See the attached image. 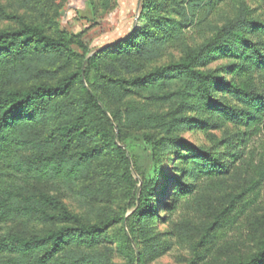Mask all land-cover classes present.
I'll return each instance as SVG.
<instances>
[{
    "label": "trees",
    "instance_id": "obj_1",
    "mask_svg": "<svg viewBox=\"0 0 264 264\" xmlns=\"http://www.w3.org/2000/svg\"><path fill=\"white\" fill-rule=\"evenodd\" d=\"M21 1L41 19L0 4L12 23L0 30V264H156L174 237L190 242L188 264H264V209L250 251L212 245L264 181L242 176L264 131L258 10L141 0L127 36L92 54L56 0ZM182 207L200 218L174 220Z\"/></svg>",
    "mask_w": 264,
    "mask_h": 264
},
{
    "label": "rangeland",
    "instance_id": "obj_2",
    "mask_svg": "<svg viewBox=\"0 0 264 264\" xmlns=\"http://www.w3.org/2000/svg\"><path fill=\"white\" fill-rule=\"evenodd\" d=\"M91 1L94 3L91 4ZM140 1L110 0L109 7L103 8L98 0H56V6H59L60 12L58 22L67 33L79 36L93 54L97 50L127 36L136 24L140 11ZM247 2L252 8H256L258 15L264 19V0H247ZM0 4L11 13L26 16L31 20L41 19L32 9L24 7L21 0H0ZM10 25L12 23L0 19V30ZM75 50L78 49L75 47ZM216 64L218 63L213 66H216ZM191 138L193 141L198 138L199 142H205L204 136L201 134ZM135 147L134 154L137 158L140 172L149 174L151 162L148 153L139 144L135 145ZM245 159L248 160V164L245 167L244 165L242 166L244 167L242 176L259 178L260 172L264 170V131L254 136L247 147ZM133 171L136 179L142 182L134 167ZM64 200L71 210L82 213L78 204L70 195ZM246 200L252 201L249 205L251 207L247 211L245 208L237 209L231 216V223L215 232L212 243L215 251L226 248L227 252L241 250L244 251L243 253H247L252 249V226L250 225L252 220L250 217L254 214H263L264 181L259 185V189L251 193ZM210 202L213 204L214 200H210ZM115 208L118 207L115 206ZM132 212L133 210H130L127 215H131ZM193 216L197 219L200 218L199 212L195 213L192 208L182 207L173 215V218L178 221ZM168 228L170 229L168 226L161 227L162 230H168ZM190 259V242L174 237L172 251L156 264H188Z\"/></svg>",
    "mask_w": 264,
    "mask_h": 264
},
{
    "label": "water",
    "instance_id": "obj_3",
    "mask_svg": "<svg viewBox=\"0 0 264 264\" xmlns=\"http://www.w3.org/2000/svg\"><path fill=\"white\" fill-rule=\"evenodd\" d=\"M106 110V109H105Z\"/></svg>",
    "mask_w": 264,
    "mask_h": 264
}]
</instances>
